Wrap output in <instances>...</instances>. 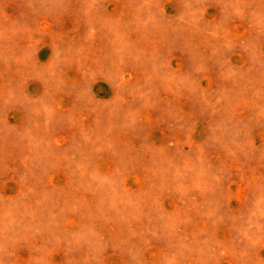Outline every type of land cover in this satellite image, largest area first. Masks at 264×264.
<instances>
[{
	"label": "rangeland",
	"instance_id": "obj_1",
	"mask_svg": "<svg viewBox=\"0 0 264 264\" xmlns=\"http://www.w3.org/2000/svg\"><path fill=\"white\" fill-rule=\"evenodd\" d=\"M0 264H264V0H0Z\"/></svg>",
	"mask_w": 264,
	"mask_h": 264
}]
</instances>
